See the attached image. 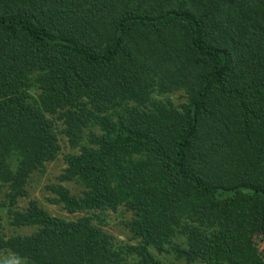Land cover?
I'll return each instance as SVG.
<instances>
[{
  "label": "trees",
  "instance_id": "16d2710c",
  "mask_svg": "<svg viewBox=\"0 0 264 264\" xmlns=\"http://www.w3.org/2000/svg\"><path fill=\"white\" fill-rule=\"evenodd\" d=\"M0 184V264H264V0H0Z\"/></svg>",
  "mask_w": 264,
  "mask_h": 264
},
{
  "label": "rangeland",
  "instance_id": "374dc122",
  "mask_svg": "<svg viewBox=\"0 0 264 264\" xmlns=\"http://www.w3.org/2000/svg\"><path fill=\"white\" fill-rule=\"evenodd\" d=\"M182 92L176 94V97L174 98V101L178 102L179 96ZM61 123L57 122V129L60 128ZM58 134V140L60 145V152L58 153L57 158L52 161L45 164L44 168L41 169V171L35 172L31 181L29 182L27 189L29 193L28 198H22L18 201V204L16 205L17 209H24L28 206V202L31 199L37 200L41 207H43L50 215L52 216H58L63 219L67 220H74L79 217H81L83 214L78 213L77 215H68L66 212L63 211L61 206L50 204L49 201H47V198H51V194L47 190V186L55 185L58 183V177L61 175L63 170L66 168V164L64 162V157L68 154H74L77 152V149H72L66 138L59 134L58 131H56ZM87 140V138H86ZM1 186V184H0ZM67 187H69L72 192L76 194H80L82 191V188L80 186H73L71 184H68ZM6 188L2 189L0 188V206H4L0 208V213L2 216V224H3V233L7 236H12L16 234H29L32 232L33 228H15L10 225V218L7 214V209L5 208V200H4V191ZM125 209L123 207L120 208V211L118 213H109L107 214L105 218V224L103 226V230L111 235H116L119 239V241H123L124 243H130L129 240V232L127 229L122 225V221L125 219H128L131 216V213L124 211ZM4 258L8 259L10 256L8 253H5ZM162 261L165 264H186L183 261L176 260L173 255H161ZM198 264V263H195Z\"/></svg>",
  "mask_w": 264,
  "mask_h": 264
}]
</instances>
